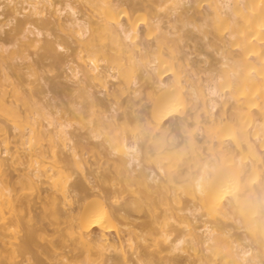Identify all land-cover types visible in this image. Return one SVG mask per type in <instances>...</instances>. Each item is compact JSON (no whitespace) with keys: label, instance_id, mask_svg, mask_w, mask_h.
<instances>
[{"label":"snow or ice","instance_id":"1","mask_svg":"<svg viewBox=\"0 0 264 264\" xmlns=\"http://www.w3.org/2000/svg\"><path fill=\"white\" fill-rule=\"evenodd\" d=\"M73 15H75V13H73ZM34 39H39V41H40V45L39 46L42 47L43 46V42H45L46 39H51V34H49V36L46 38L44 36V34H43V31L39 30V31L36 32V36H35ZM55 48H56V51L58 53H63L65 51L64 46L62 44L55 45Z\"/></svg>","mask_w":264,"mask_h":264}]
</instances>
